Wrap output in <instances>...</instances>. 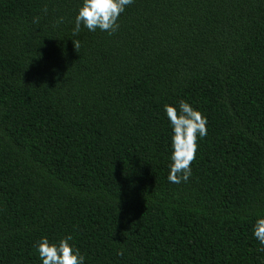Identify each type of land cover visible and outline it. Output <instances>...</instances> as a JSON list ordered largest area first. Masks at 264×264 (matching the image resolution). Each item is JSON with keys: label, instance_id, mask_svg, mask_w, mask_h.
<instances>
[{"label": "trees", "instance_id": "1", "mask_svg": "<svg viewBox=\"0 0 264 264\" xmlns=\"http://www.w3.org/2000/svg\"><path fill=\"white\" fill-rule=\"evenodd\" d=\"M81 3L0 0V264L69 235L83 264H264V0H133L74 36ZM181 99L207 135L175 184Z\"/></svg>", "mask_w": 264, "mask_h": 264}, {"label": "clouds", "instance_id": "2", "mask_svg": "<svg viewBox=\"0 0 264 264\" xmlns=\"http://www.w3.org/2000/svg\"><path fill=\"white\" fill-rule=\"evenodd\" d=\"M131 3L133 0H82L75 16L73 35L79 34L82 25L90 32L99 29L108 32L109 35L115 33L119 29L117 21L121 13ZM38 22L39 18H36L34 23ZM59 22H62V18ZM72 43L78 52L79 40H72ZM164 112L172 133L168 180L175 184L187 182L192 175L191 165L196 158L198 137L207 135V119L182 99L179 101V110L166 104ZM253 235L264 246V217L255 221ZM71 240L72 237L69 235L60 239L58 243H50L47 238L42 237L36 243V251L42 264H83L84 257L79 249H74L69 243ZM118 255L123 253L120 252Z\"/></svg>", "mask_w": 264, "mask_h": 264}]
</instances>
